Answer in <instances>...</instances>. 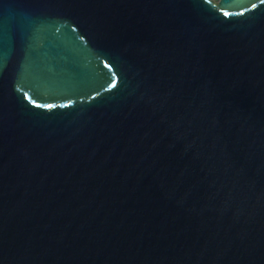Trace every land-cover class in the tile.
Instances as JSON below:
<instances>
[{
  "label": "water",
  "instance_id": "1",
  "mask_svg": "<svg viewBox=\"0 0 264 264\" xmlns=\"http://www.w3.org/2000/svg\"><path fill=\"white\" fill-rule=\"evenodd\" d=\"M0 264H264V0H0Z\"/></svg>",
  "mask_w": 264,
  "mask_h": 264
}]
</instances>
